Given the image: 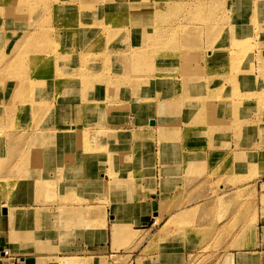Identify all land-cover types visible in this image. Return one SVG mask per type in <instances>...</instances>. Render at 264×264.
I'll return each instance as SVG.
<instances>
[{
  "label": "rangeland",
  "instance_id": "374dc122",
  "mask_svg": "<svg viewBox=\"0 0 264 264\" xmlns=\"http://www.w3.org/2000/svg\"><path fill=\"white\" fill-rule=\"evenodd\" d=\"M142 1L151 2L159 14L170 15L158 19L157 27L177 25L186 35L195 29L200 34L203 29L202 43L184 48L185 40L165 35L159 37L154 49L147 45L148 35L154 38L157 29L147 24L146 14L136 17L134 22L128 19L129 3H140L142 7ZM195 1L202 4L187 15ZM206 7L217 11L219 29L215 30L216 23L209 22L212 15L204 13ZM197 18L200 24L195 22ZM116 19V23L110 21ZM27 32L34 34L29 40L23 38ZM241 39H245V48L237 47ZM86 46L93 47L92 56H85ZM149 49L154 53L146 55L144 52ZM177 50L183 55H177ZM167 52L171 56H166ZM79 59L91 62L84 64ZM82 67L91 71L79 70ZM159 80L166 82L165 91ZM243 91L250 93H239ZM171 93L179 95L185 137L228 128L238 138L239 150H230L235 151L233 168L242 170L251 165L244 174L209 171L202 184L195 185L196 193H186L184 201L198 196L199 190L205 193L209 187V195L203 201L225 202L218 207L223 214L202 213L198 207L178 224L185 232L188 228L192 231L198 220L208 224L216 219L219 226L226 222V232L239 237L248 232L251 236L258 214L264 216V169L256 173L264 165V137L259 144H247L252 151L241 138L256 126L264 135V0H0V202L10 211L1 228L11 230V240L16 242L14 230H20V237L31 242L25 251L37 246L36 253H50V245L38 247L40 236L49 233V225L43 228L36 219L47 210L44 203L53 202L59 204L63 218L68 217L61 226L74 229L78 247L72 251L74 257H53L49 259L52 264H67L69 260L71 264H97V258L85 257L88 253L78 248L84 241L87 243L83 233L98 228L123 231L121 243L114 245L116 254L107 256L106 264H133V223L120 226L108 212L115 214L111 203L114 191L132 193L122 199L132 202L138 192L146 191L141 180L148 164L142 156L148 140L153 141L148 151L155 153L157 139L153 129L158 122L145 115L147 110L161 116L170 113ZM223 102L240 105L222 108ZM86 127V153L76 151V157L67 153L69 144L53 131L81 133ZM132 131L133 139L126 134ZM258 154L263 160L256 158ZM116 155L119 159L113 161ZM189 159V153L184 152L185 178L204 172L203 165L190 164ZM96 162L101 164L100 170L95 168ZM134 169L136 174L129 175V170ZM44 179L48 181L43 182ZM219 183L226 186L219 189ZM260 183L262 190L257 193L256 185ZM190 184L194 185L191 180ZM83 214L85 220L80 218ZM160 219H156L155 229L160 227ZM169 223L173 225L169 220L141 257L158 250L155 239L170 235L169 229L164 230ZM212 240L213 244L208 242L199 253L174 264H227L226 258L221 260V254L211 253L219 249V238ZM3 251H7L3 255L10 257L7 249ZM57 254L64 255L58 251ZM41 258L45 260L42 263L48 262L46 256ZM145 258L137 264H150L151 257ZM156 258L160 262L168 260V256ZM242 258L239 256V264H243ZM0 262L5 264L3 259ZM14 262L6 264H26L18 258ZM35 262L41 264V259Z\"/></svg>",
  "mask_w": 264,
  "mask_h": 264
},
{
  "label": "crops",
  "instance_id": "0c3cea01",
  "mask_svg": "<svg viewBox=\"0 0 264 264\" xmlns=\"http://www.w3.org/2000/svg\"><path fill=\"white\" fill-rule=\"evenodd\" d=\"M159 82L163 83L161 87L165 91L167 89L166 82L160 80ZM178 96V93H171L168 96L169 102L173 104L168 108V112L171 111L170 113H164L161 116L160 114L156 113L155 115L152 111L147 110L148 113L145 115V117L149 116L158 122V126L153 129L155 133L154 138L157 139V146H153V148H156L153 151L157 154L148 151L153 144V141L150 142L148 140L146 143L147 149L142 156L143 159L145 158L147 160L148 164L146 176L141 180L146 191L142 192L141 190V192H138L140 194L133 202L126 199L122 200L124 196L128 197V194L130 195L132 193L114 191L112 194L111 203H113L112 207L115 214L108 212L109 215L114 216L112 220H117L120 226L127 222L133 223V264H135V261L137 264L140 258H145L143 255L141 257V254L147 248L148 243L154 239L157 232L163 229L169 220L173 222V225L169 223L171 226L168 224L164 230L166 228L167 230L169 229L170 235H167V237L164 235V238L161 240L159 239L162 236H159L155 239L158 250L147 252L151 256H147L145 259L151 257L149 260L150 264H174L176 261L186 260L187 256L199 253L208 242L211 241V244H213L214 240L212 239L218 238L219 249L216 252L211 251V253L221 254V260L223 261L226 258L227 264H239V256L243 257V264H264V216L261 213L256 218V224L251 236L248 232L241 237L238 236L239 234L235 236L233 232H226V222L219 226L216 219L208 224L198 220L194 224L192 231L188 228L185 232L182 231V227L178 224L182 220H185L186 216L190 215V213L195 212L198 207H200L199 210L202 213L209 211L208 214L215 216L223 214L221 210L218 211V207L225 202L203 201V198L209 195V192L206 193V191H209V187L205 188V193L199 190V195L196 197H192L194 194H188V197L192 198L186 199V202L184 201L186 193H196L195 185L202 184V180L209 171L212 170L218 174H232L234 172L244 174L248 172L251 166L249 165L242 170L233 168L234 154L235 151L239 150L236 147L238 138L228 128L216 129L213 132L211 131L209 135L185 137L184 130H181L184 124L180 119ZM134 119L135 113L133 111ZM194 132H196V129H194ZM248 132V134L245 133L242 136L241 141L246 142V147L252 151L253 148L251 149L247 144L253 143L252 141L259 144L262 142L264 135L257 126L254 127L253 132L249 130ZM232 149H235V151L231 152L230 150ZM184 152L189 153L190 159L187 162L195 166L196 164L203 165L204 172H201V174L196 173L185 178L183 175L184 167L182 165ZM118 159L116 155L113 161ZM95 165V168L98 167L99 170L102 167L99 162H96ZM190 180L194 185L190 184ZM260 185L261 183L256 185L255 190L257 193H261L262 187ZM218 186L220 189L226 185L219 183ZM181 200L184 201L182 205H180ZM44 204L47 210L37 217L36 221L41 227L44 225L43 228L49 225L47 229H50V231L47 235L43 234L40 236V246L38 247L44 248L50 245V253L47 251L39 254L36 253L37 246H34L35 249L32 250L33 252L25 251V247L31 246V242L20 237L22 233L20 230L17 232L14 230L16 241L14 242L11 240V230L5 227L0 229V261L3 259L5 261L3 263L6 264L12 260L15 263L14 260L18 258L23 263L36 264L35 260L40 258L41 264H45L42 263L45 260L41 257L46 256V261H48L46 264H52L49 259L53 257H74L72 251L78 247L74 242V229H66V226H61V224L67 222L65 219L68 217L64 215L63 218L61 210L58 209V203L50 202ZM161 208L167 211L162 212ZM104 211L106 214V207ZM156 219L161 220V225L158 229H155V226L158 225ZM60 220L62 223H60ZM57 226L60 227V230L57 229ZM112 232L113 228L112 231L107 228H98L93 229L91 232H84L83 235H85L84 237H86L87 243L84 241L79 246L78 251L88 253L85 257L97 258V264H106L105 258L116 254L117 248L114 245H119L122 240L121 236H123V231L120 228H116ZM3 249L8 250L10 257L3 255ZM57 251L64 255H58ZM156 255L168 256V260L160 262L161 259L159 261ZM177 263L180 264V262ZM126 264L129 263L127 262Z\"/></svg>",
  "mask_w": 264,
  "mask_h": 264
},
{
  "label": "bare ground",
  "instance_id": "6f19581e",
  "mask_svg": "<svg viewBox=\"0 0 264 264\" xmlns=\"http://www.w3.org/2000/svg\"><path fill=\"white\" fill-rule=\"evenodd\" d=\"M37 1H39V0H37ZM164 1V0H163ZM159 2V1H158ZM207 2V1H206ZM205 2V3H206ZM142 3H144L143 4V6L141 7V5H140V3H132V2H130L129 3V9H130V11H129V16H128V19H129V21H132V19H133V22L134 21H136V17H140L141 15L143 16V14H146L145 15V18L147 19L146 21H147V24H151L152 25V28H154V29H157V30H154V32H153V36H154V38H151L150 37V35L151 34H149L148 35V38H147V40L145 41L146 42V44L147 45H149V46H152L153 47V49H154V46H156L157 45V43H158V39H159V37L160 36H165V35H167V36H170V37H177L178 39H181V40H185V46H184V48H186V47H189V46H195V45H199L200 43H202V40H201V35H203V29L202 30H200L199 31V33L200 34H198V31H197V29H195L194 30V32L193 33H191V34H188V35H186L185 34V32H184V30H183V28L182 27H179V26H173V27H171V26H168V27H164L163 25L161 26V27H157L158 25L157 24H159V22H158V19H166V18H168L170 15H168V16H166L165 14H159L160 13V11L159 10H155V9H153V6L151 7V5H153V4H151V2H150V4L149 3H146V2H144V1H142ZM197 4H202V3H198L197 1H195V2H193V3H191V5H190V9H189V11H187V15H189V12H190V10L192 11V10H196V9H198V8H195V6H197ZM160 9V8H159ZM204 13H206L207 15L208 14H211L212 15V17H210V20H209V22L210 23H216V17H215V14L217 13V11H214V10H211V7L210 8H207L206 7V9H205V12ZM92 16V15H91ZM97 16H98V14H97ZM127 16V15H126ZM124 17V16H123ZM134 17V18H133ZM166 17V18H165ZM106 18V17H105ZM114 18H115V16H114ZM120 18V17H119ZM125 18V17H124ZM141 19H142V17H141ZM83 20V19H82ZM87 20V19H86ZM94 20H96V18L94 19ZM121 20V19H120ZM139 20H140V18H139ZM143 20V19H142ZM187 20H188V18H184V23L186 24L187 23ZM201 20H204V19H201ZM111 22H114L115 21V23L116 22H118L117 21V19L116 20H110ZM144 21H145V19H144ZM144 21H141V22H144ZM199 21V18H197V19H195V22L196 23H199L198 22ZM79 22V21H78ZM77 22V23H78ZM89 22V21H88ZM96 22H97V20H96ZM111 22H109V24L108 25H110V23ZM103 24V23H102ZM139 24V23H138ZM145 25V23H142V25ZM200 24V23H199ZM217 24V23H216ZM157 25V26H156ZM92 26H94V24L92 25ZM102 26H105L104 24L102 25ZM203 28V27H202ZM220 27H218V24H217V26H216V29L215 30H217V29H219ZM32 33V32H31ZM31 33L29 32H27L26 34H25V37H23L25 40L26 39H28L29 40V38L30 37H32L34 34H32L31 35ZM41 33V32H40ZM42 33H44V32H42ZM45 35V34H44ZM24 36V35H23ZM152 36V37H153ZM20 37V36H19ZM36 37H38V35L36 36ZM41 37V35L39 36V38ZM49 37V36H48ZM87 37H89V36H87ZM55 38V37H54ZM41 39V38H40ZM46 39V38H45ZM98 39H99V37H97V38H95L94 40L96 41H98ZM49 40V39H48ZM244 40L245 39H241V42H239L238 43V45H237V47H239V48H245V44H244ZM20 41V40H19ZM44 41V40H43ZM23 42V41H22ZM21 42V43H22ZM27 42V41H26ZM29 42V41H28ZM36 42V41H35ZM49 42H51V41H49ZM20 43V44H21ZM45 43V42H44ZM47 43V42H46ZM31 44V43H30ZM29 44V45H30ZM51 44V43H50ZM94 44V43H93ZM93 44H91V46H94ZM247 44V43H246ZM25 45V44H24ZM16 46V45H15ZM44 46V45H43ZM50 46V45H49ZM247 46V45H246ZM17 47V46H16ZM93 47H88L87 48V46L85 47V49H87V51L85 52V56H92L93 55V51H94V49H92ZM153 49H149V50H147L146 52H144L146 55H150V54H153L154 53V51H153ZM43 50H44V48H43ZM183 50V49H182ZM85 51V50H84ZM136 50H133V52H135ZM137 52V51H136ZM135 52V53H136ZM182 53V55H183V52H181ZM181 53H180V51L179 50H177V52H176V54L178 55H181ZM134 55V54H133ZM166 56H171V53L170 52H167L166 54H165ZM175 56V55H174ZM259 57V56H258ZM260 58V57H259ZM79 61L80 62H82V63H84V64H88V63H90L91 61H88V59L85 61V60H80L79 59ZM219 61H221V60H219ZM218 61V62H219ZM135 62V61H134ZM212 64V63H211ZM214 64H215V62H214ZM213 64V65H214ZM218 64V63H217ZM216 64V65H217ZM7 66H8V63H7ZM6 66V67H7ZM215 66V65H214ZM221 66V65H220ZM215 68V67H214ZM76 70H78L77 68H76ZM79 70H83V72H87V73H89V71H91V68H87V69H85V67H82V68H80ZM179 71V70H178ZM234 71H236L235 69H234ZM237 72V71H236ZM240 84H242V82H240ZM233 89H235V88H233ZM236 90V89H235ZM239 93H241V94H245V93H250V91H246V92H239ZM216 94H217V92H216ZM222 105H221V107L222 108H229V107H233L235 104L236 105H240V102H232V103H230V102H223V103H221ZM212 105H213V103H212ZM219 105V104H218ZM208 106V105H207ZM208 108V107H207ZM213 109V108H212ZM248 109V108H247ZM206 111V110H205ZM208 112V111H207ZM206 112V113H207ZM210 112H211V110H210ZM225 112V111H224ZM205 113V114H206ZM223 113V112H222ZM228 113V112H227ZM209 114V113H208ZM195 115V114H194ZM202 115V114H201ZM224 115V114H223ZM235 116V115H234ZM225 117V116H224ZM200 118V117H199ZM205 118V117H204ZM231 118V117H230ZM246 118V117H245ZM232 119V118H231ZM239 119V118H238ZM185 120V119H184ZM214 120V119H213ZM187 121V120H186ZM185 121V122H186ZM211 121V120H210ZM184 122V121H183ZM214 122V121H213ZM237 122V121H236ZM187 123V122H186ZM198 123H200V122H198ZM233 123V122H232ZM245 123V122H244ZM247 123H249V122H247ZM188 124H189V122H188ZM242 124H243V119H242ZM185 125H187V124H185ZM190 125V124H189ZM204 125V124H203ZM221 125V124H220ZM223 125V124H222ZM233 125V124H232ZM191 126V125H190ZM202 126V125H201ZM236 126H237V124H236ZM45 128V127H44ZM89 127H86V128H84V129H81V133L80 132H76V131H73V132H71V131H64V130H62V131H60V130H53L54 132H57L56 134H58L60 137V139L61 140H65L68 144H69V147L67 146V153L69 154V155H71V156H74V157H76V156H78V155H75V153H76V151H78V153H80V154H85L86 153V148L84 147V145H83V142L86 140V138L88 137V134H86V133H89L88 131H89V129H88ZM191 128H192V126H191ZM241 128V127H240ZM135 129V128H134ZM138 129V128H137ZM137 129H135V131L137 130ZM188 129V128H187ZM235 129V128H234ZM185 130V129H184ZM241 130V129H240ZM61 132H64V133H66V134H68L69 136H66V135H61L62 133ZM91 132V131H90ZM121 132H123V133H125L124 131H119L118 133H121ZM186 132V131H185ZM240 133V132H239ZM127 135H129V137H131V139H133V131L129 134V133H126ZM187 134V133H186ZM204 133H202V135H203ZM235 134V133H234ZM205 135V134H204ZM237 135V134H236ZM240 135V134H239ZM12 137V136H11ZM194 137V136H193ZM239 137V136H238ZM117 138V137H116ZM88 146V145H87ZM263 147V146H262ZM242 148V147H241ZM244 149V148H243ZM247 151V150H246ZM84 152V153H83ZM136 152V151H135ZM262 152V151H261ZM255 153V152H254ZM248 154V153H247ZM246 154V155H247ZM254 156V155H253ZM264 157V156H263ZM263 157L260 155L259 156V154L257 155V159L258 160H260V159H262L263 160ZM253 158H255V157H253ZM250 160V159H249ZM247 162V161H246ZM257 163V162H256ZM24 164V163H23ZM72 164H74V162H72ZM22 165V164H21ZM261 165V164H260ZM242 165H240V167H241ZM255 166V165H254ZM254 166H252V168L253 169H255L254 168ZM264 166V165H263ZM263 166L260 168V170H258V171H256V173L258 174V173H260L261 172V170H263L264 168H263ZM25 167V166H24ZM256 168H257V166H256ZM135 169H136V167H135ZM132 170V171H130L129 170V175H133V173L134 174H136V170ZM253 171V170H252ZM251 171V172H252ZM115 174H119V172H116ZM253 174V173H252ZM255 174V173H254ZM246 175H248V174H246ZM255 176V175H254ZM122 177H123V175H122ZM131 179V178H130ZM130 179H129V181H130ZM137 179V178H136ZM48 180H46V179H44L43 180V182H47ZM132 181V180H131ZM130 181V182H131ZM135 181V180H134ZM126 183H128L127 181L126 182H124L123 184H125L126 185ZM235 183V182H234ZM237 183V182H236ZM242 183V182H241ZM255 184V183H254ZM139 185V184H138ZM128 186V185H127ZM126 186V187H127ZM130 186V185H129ZM39 187H42V183H40V185H39ZM138 188V187H137ZM134 189V188H133ZM222 189V188H221ZM234 190H238V187L236 188V189H234ZM227 195V194H226ZM223 199V198H222ZM221 199V200H222ZM220 200V199H219ZM223 201V200H222ZM219 202V201H218ZM0 212L2 213V215H0V228L2 227V224H3V220H4V218H6L7 216H9V213H10V211H9V209H8V207H7V205H5L4 204V202H0ZM80 218L82 219V220H85L86 219V216L83 214V215H80ZM4 252H6L7 253V251H3V253ZM67 264H71V263H73V262H71L70 260L68 261V262H66Z\"/></svg>",
  "mask_w": 264,
  "mask_h": 264
},
{
  "label": "water",
  "instance_id": "95a60500",
  "mask_svg": "<svg viewBox=\"0 0 264 264\" xmlns=\"http://www.w3.org/2000/svg\"><path fill=\"white\" fill-rule=\"evenodd\" d=\"M152 124V122H150Z\"/></svg>",
  "mask_w": 264,
  "mask_h": 264
}]
</instances>
